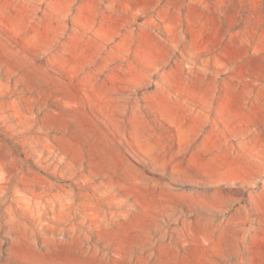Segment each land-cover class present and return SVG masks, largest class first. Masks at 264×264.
<instances>
[{"label": "rangeland", "instance_id": "1", "mask_svg": "<svg viewBox=\"0 0 264 264\" xmlns=\"http://www.w3.org/2000/svg\"><path fill=\"white\" fill-rule=\"evenodd\" d=\"M262 145L264 0H0V264H264Z\"/></svg>", "mask_w": 264, "mask_h": 264}, {"label": "crops", "instance_id": "2", "mask_svg": "<svg viewBox=\"0 0 264 264\" xmlns=\"http://www.w3.org/2000/svg\"><path fill=\"white\" fill-rule=\"evenodd\" d=\"M258 150L259 153H264V145H262L260 148L258 147ZM259 153L257 154L258 158L264 159V154L259 155ZM263 172L264 171H260V174ZM251 203H252L251 204L252 209L255 210L257 215H259V219H258L259 230L261 233L264 234V186L258 188L257 191H255Z\"/></svg>", "mask_w": 264, "mask_h": 264}]
</instances>
